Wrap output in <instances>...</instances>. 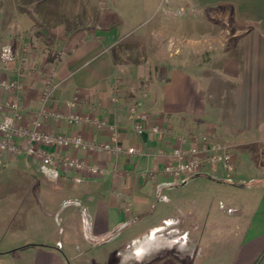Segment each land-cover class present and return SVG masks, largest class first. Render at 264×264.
Masks as SVG:
<instances>
[{
    "label": "crops",
    "instance_id": "crops-1",
    "mask_svg": "<svg viewBox=\"0 0 264 264\" xmlns=\"http://www.w3.org/2000/svg\"><path fill=\"white\" fill-rule=\"evenodd\" d=\"M49 75L46 130L138 153L43 146L102 175L6 157L35 179L0 201V264H264V0H0V79L21 82L0 120L16 101L30 124ZM198 135L233 168L164 173Z\"/></svg>",
    "mask_w": 264,
    "mask_h": 264
},
{
    "label": "built area",
    "instance_id": "built-area-1",
    "mask_svg": "<svg viewBox=\"0 0 264 264\" xmlns=\"http://www.w3.org/2000/svg\"><path fill=\"white\" fill-rule=\"evenodd\" d=\"M21 87L19 80L0 79V89L14 90ZM54 86L48 84L43 92V102L52 98ZM73 102H67L66 106L72 108ZM8 113L0 120V163L6 157L16 156L24 153L28 157L41 158L44 162L59 164L71 170H87L94 175L104 174L105 169L97 165H91L85 160L62 155L57 152H51L43 146H51L56 149L74 148L87 151L106 152L113 155L127 153H138L137 148H125L117 139L107 142L86 141L81 136H66L44 128L45 122L49 119L50 113L45 107H41L33 116L28 125L20 123L21 106L13 101L5 106ZM56 119H65L69 124L81 121L82 116L76 111H70L68 114L60 112L53 115ZM141 115V119H145ZM136 131L142 134L145 127L142 123H136ZM154 133H160L159 126H153ZM192 145L188 148H179L174 150L173 155L176 158L174 162L167 163L164 166V173L173 177L189 178L203 171L204 167L209 165H223L227 169L233 168V157L227 146L210 135L194 136Z\"/></svg>",
    "mask_w": 264,
    "mask_h": 264
},
{
    "label": "rangeland",
    "instance_id": "rangeland-1",
    "mask_svg": "<svg viewBox=\"0 0 264 264\" xmlns=\"http://www.w3.org/2000/svg\"><path fill=\"white\" fill-rule=\"evenodd\" d=\"M52 77H53L52 75L48 76L46 87L48 86V84H52L54 86L53 91H52V97H53L55 85H54V81H53ZM46 87L43 89V91L41 93V101H42L41 107H45L47 109V106L49 105L50 101H52V98H51V100H49L47 102L46 101L43 102L42 96H43V92L46 89ZM65 103H67V102H65ZM52 113L56 114V113H58V111H53ZM253 152L254 153L258 152L257 146L253 150ZM232 157H233V155H232ZM0 169L2 170L3 168L0 167ZM33 175H34V173L32 174L29 172H22V171L15 170L11 173H6L5 175L0 176V201H2V202L3 201H10L12 203L11 206L12 205L18 206L19 203L22 201V199H25V197H26L24 193L20 192V190H26L25 188L27 187V184L24 185L23 182H25L26 180L31 181V180L35 179V178H33ZM260 175H261V173L258 172L257 170L251 172L252 177L260 176ZM12 182H15V183L11 184ZM18 182H20V183L16 184Z\"/></svg>",
    "mask_w": 264,
    "mask_h": 264
}]
</instances>
